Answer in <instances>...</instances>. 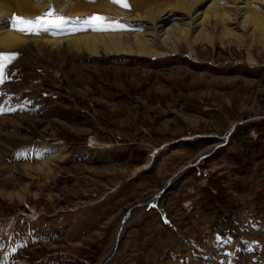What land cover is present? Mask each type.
<instances>
[{"label": "rangeland", "instance_id": "obj_1", "mask_svg": "<svg viewBox=\"0 0 264 264\" xmlns=\"http://www.w3.org/2000/svg\"><path fill=\"white\" fill-rule=\"evenodd\" d=\"M225 34L0 48V264H264V35Z\"/></svg>", "mask_w": 264, "mask_h": 264}, {"label": "bare ground", "instance_id": "obj_2", "mask_svg": "<svg viewBox=\"0 0 264 264\" xmlns=\"http://www.w3.org/2000/svg\"><path fill=\"white\" fill-rule=\"evenodd\" d=\"M126 2L130 7L125 8L112 0H0V48L6 49L18 42L32 41L40 51L42 45L52 46L67 42L92 54L161 56L167 55L173 48H179L180 43L184 41L188 44L186 47L188 46L190 53L194 52V38L187 39L194 32L231 34L237 41L246 40L244 36L255 31L264 35V0ZM50 9L68 18L61 28H50L39 34H24L11 26L14 16L34 18ZM94 14L118 21L126 25V28L96 30L95 27H87L75 19L91 17ZM198 41L200 42L199 39ZM209 41L212 42V39ZM48 163L44 160L39 165L45 167ZM20 196L24 199L25 191Z\"/></svg>", "mask_w": 264, "mask_h": 264}, {"label": "snow or ice", "instance_id": "obj_3", "mask_svg": "<svg viewBox=\"0 0 264 264\" xmlns=\"http://www.w3.org/2000/svg\"><path fill=\"white\" fill-rule=\"evenodd\" d=\"M112 2L122 4L125 8L130 7L126 0H112ZM66 19L68 18L63 14L54 12L50 9L41 16L34 18L14 16L11 20V26L13 29L24 34H39V32L47 31L50 28H61L65 24ZM75 19L81 21L82 24L87 27H95L96 30H120L126 28V25L121 24L118 21H112L108 17L97 14L87 18L77 17ZM18 55V53H0V83H3L7 79V76L4 73L5 62L10 63L12 60L16 59ZM5 110L6 109L0 107V112Z\"/></svg>", "mask_w": 264, "mask_h": 264}]
</instances>
